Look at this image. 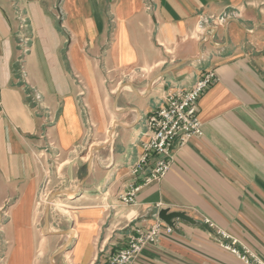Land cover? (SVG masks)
Instances as JSON below:
<instances>
[{
	"label": "crops",
	"instance_id": "obj_1",
	"mask_svg": "<svg viewBox=\"0 0 264 264\" xmlns=\"http://www.w3.org/2000/svg\"><path fill=\"white\" fill-rule=\"evenodd\" d=\"M212 69L218 80L199 100L204 135L175 146L165 177L123 203L143 181L131 167L147 118ZM44 192L53 200L42 224ZM56 204L68 207L64 219ZM5 207V264H41L69 229L65 263L102 264L164 208L192 220L164 222L133 264L264 263V0H0Z\"/></svg>",
	"mask_w": 264,
	"mask_h": 264
},
{
	"label": "built area",
	"instance_id": "obj_2",
	"mask_svg": "<svg viewBox=\"0 0 264 264\" xmlns=\"http://www.w3.org/2000/svg\"><path fill=\"white\" fill-rule=\"evenodd\" d=\"M217 80L216 70L204 72L191 87L169 91L164 97V103L147 118L145 138L140 142L142 152L131 167L133 176L137 178L144 175L145 179L142 184L130 186V190L123 195L126 203L135 202L144 184L165 177L173 164L175 146L184 145L192 138L204 135L199 100ZM154 155L158 158L150 166ZM161 229L162 223L158 221L149 230H136L127 244L113 253L106 264H132L146 247L158 241ZM242 258L246 260V255ZM247 262L264 264L262 261Z\"/></svg>",
	"mask_w": 264,
	"mask_h": 264
},
{
	"label": "rangeland",
	"instance_id": "obj_3",
	"mask_svg": "<svg viewBox=\"0 0 264 264\" xmlns=\"http://www.w3.org/2000/svg\"><path fill=\"white\" fill-rule=\"evenodd\" d=\"M27 22L25 21V23L24 24H26ZM29 26H28V24H26L25 26H23L20 30H21V33H20V31H19V39H18V41H19V45H20V47H21V50H22V52H21V61L24 59V57L26 56V53H27V51L29 50V44H30V31H29ZM123 78H124V80H125V82H128V81H126V80H128V79H130L131 78V76H130V74H128V75H126V76H123ZM130 81V80H129ZM125 82H123V83H125ZM110 84L111 83H113V82H109ZM95 147L96 146H90V150L89 151H91V152H93V150L95 149ZM93 149V150H92ZM86 153H88V151L87 150H84L83 151V153H82V155H86ZM131 175H132V172H131ZM140 176H143V181H144V179H145V176L144 175H140ZM139 176V177H140ZM139 177H137V178H139ZM132 178H134V179H136V177L135 176H133L132 175ZM142 181V182H143ZM159 181V180H158ZM142 182L140 183V182H138V183H131L130 185H129V187H128V189L126 190V192H128L129 190H130V186L131 185H133V184H142ZM153 182H156V181H152L151 183H153ZM148 184H150V183H148ZM144 185H146V184H144ZM143 185V186H144ZM140 191V190H139ZM138 191V192H139ZM126 192H124L123 194H121V196H120V200L123 202V203H125V204H133V203H135L136 202V199H135V202H133V203H126L124 200H123V195L126 193ZM42 198L40 199V202L42 203V205H41V209H40V211H41V223L43 224L44 223V221H46V218H48L49 217V212H48V217H46V212L44 211V209H45V203H49V202H51L52 200H53V198H52V195L50 196L49 194H48V192H44V193H42V196H41ZM136 197H137V195H136ZM66 210H68V207H65V206H60V205H57L56 204V210H55V213H56V215L59 217V218H62V219H64V216H65V211ZM45 212V213H44ZM7 216H8V214H7V209H6V207L5 208H3V209H0V264H1V262H2V264H5L6 263V259H7V257H8V259L10 258V255L9 256H7L8 254H11V250H10V248H11V246H10V244H11V242H7V241H5L3 238H4V230H1V222H6V219H7ZM158 221H160L161 223H162V231H161V235H160V238H161V236H162V232H163V228H164V221L159 217V218H157L156 220H155V222L152 224V225H150V226H148V227H146V228H144V227H137L135 230H134V232L131 234V235H133L135 232H136V230H138V229H140V230H149L150 228H152L153 227V225H155V223L156 222H158ZM170 226V225H169ZM172 227V226H171ZM131 235L129 236V238L131 237ZM128 238V239H129ZM160 238L158 239V241L157 242H155L154 244H151V245H149V246H152V245H156L158 242H159V240H160ZM71 239V238H70ZM54 240V244H53V246H56V249H55V252H53V254H52V256H45V257H43L42 258V260L43 261H41V264H67V263H65V261H67V259H70V258H68L67 256H69L70 257V255H69V252H68V250L70 249V247H71V245H72V240H73V238L71 239V240H69V242H67L66 244H64V237H56V239H53ZM65 245V246H64ZM64 246V247H63ZM66 250V251H65ZM1 252H2V255H1ZM38 255V254H37ZM38 257V256H37ZM67 257V258H66ZM5 259V260H4ZM109 260V259H108ZM108 260H106L104 263H102V264H106L107 263V261ZM137 260V259H136ZM135 260V261H136ZM35 261V264H40V261H39V259L37 258V260H34ZM100 261V262H99ZM98 262L96 261V263L95 264H101V258H100V260H99ZM134 261V262H135ZM133 262V263H134ZM132 263V264H133Z\"/></svg>",
	"mask_w": 264,
	"mask_h": 264
},
{
	"label": "water",
	"instance_id": "obj_4",
	"mask_svg": "<svg viewBox=\"0 0 264 264\" xmlns=\"http://www.w3.org/2000/svg\"><path fill=\"white\" fill-rule=\"evenodd\" d=\"M159 217L164 222L169 224L170 226H175V219L176 218H184V219H187V220H192V218L189 215H187L186 212H183V211H169V209H167V208H164V209L160 210Z\"/></svg>",
	"mask_w": 264,
	"mask_h": 264
},
{
	"label": "bare ground",
	"instance_id": "obj_5",
	"mask_svg": "<svg viewBox=\"0 0 264 264\" xmlns=\"http://www.w3.org/2000/svg\"><path fill=\"white\" fill-rule=\"evenodd\" d=\"M68 240H70V238L74 235V233H75V231H74V229H69L68 231Z\"/></svg>",
	"mask_w": 264,
	"mask_h": 264
}]
</instances>
